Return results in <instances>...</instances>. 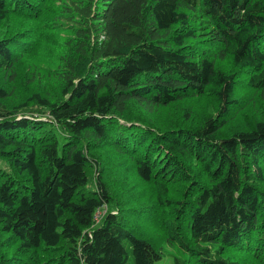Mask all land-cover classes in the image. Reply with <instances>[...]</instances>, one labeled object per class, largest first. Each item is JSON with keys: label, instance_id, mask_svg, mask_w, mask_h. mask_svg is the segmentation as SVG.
Returning a JSON list of instances; mask_svg holds the SVG:
<instances>
[{"label": "trees", "instance_id": "16d2710c", "mask_svg": "<svg viewBox=\"0 0 264 264\" xmlns=\"http://www.w3.org/2000/svg\"><path fill=\"white\" fill-rule=\"evenodd\" d=\"M0 73V264H264V0H0Z\"/></svg>", "mask_w": 264, "mask_h": 264}, {"label": "rangeland", "instance_id": "374dc122", "mask_svg": "<svg viewBox=\"0 0 264 264\" xmlns=\"http://www.w3.org/2000/svg\"><path fill=\"white\" fill-rule=\"evenodd\" d=\"M2 28H5V23L1 25ZM24 69H26L25 67H23ZM23 73H18L17 75V79L18 77L22 76ZM2 77L4 78H7L6 76H3L2 73H0V79L2 80ZM32 79H34L33 77H31ZM35 83H34V89H37L38 85L40 86V88L38 90H40L41 92L43 91H47L48 93L47 94H52L51 92L54 91L55 87H54V84L52 82V80L50 79H46L42 76H38L37 78L34 79ZM17 83H18V80H17ZM9 87H12V91L14 92V95L10 97V99L7 101V104L8 105H13L15 104L19 99L20 97H22L27 91H29V86L30 85H33V83H29L28 81L23 84V85H12V83H8ZM45 87V89H43ZM56 92V90H55ZM202 106H203V103L202 101H199L197 104H196V107H195V112H198L202 109ZM18 112H23V111H26L24 113H28V114H24V115H17V116H23V117H28L29 115L35 117V119H39V121L41 122H48L50 121V118H49V114L48 113H45V112H41L39 109H30V110H27V109H17ZM258 111L256 106L252 109V112H251V115L253 117V115L255 116V112ZM197 115V114H195ZM239 118H241V120H245L243 123H245L246 121H248V118H249V115L247 113H244L242 114ZM239 121V119H238ZM0 166H1V163H0ZM91 173V176L94 175L93 173V170L90 171ZM105 209H102L101 213L97 215V220L100 219L102 213L104 212ZM138 229H139V232L138 234H145V235H151L154 236V240H155V234H153L152 232V229L149 228L147 226L146 223L144 222H139L138 223ZM142 238H144L145 240H147L150 244H152L149 239L147 238V236H142ZM153 245V244H152ZM164 247L163 249H165V251H170L168 252L167 254L169 253H175V248L169 246L168 244L164 243L163 246ZM131 261L128 262V264L130 263ZM171 264V257L170 256H167L166 258H164L162 261H157L153 264Z\"/></svg>", "mask_w": 264, "mask_h": 264}, {"label": "built area", "instance_id": "2783aa9c", "mask_svg": "<svg viewBox=\"0 0 264 264\" xmlns=\"http://www.w3.org/2000/svg\"><path fill=\"white\" fill-rule=\"evenodd\" d=\"M98 214H100V212H99V211L96 213V215H95V218H97V215H98Z\"/></svg>", "mask_w": 264, "mask_h": 264}]
</instances>
